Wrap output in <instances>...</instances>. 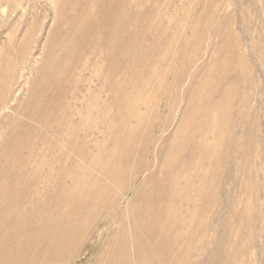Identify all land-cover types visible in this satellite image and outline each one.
I'll return each mask as SVG.
<instances>
[{
  "label": "rangeland",
  "instance_id": "374dc122",
  "mask_svg": "<svg viewBox=\"0 0 264 264\" xmlns=\"http://www.w3.org/2000/svg\"><path fill=\"white\" fill-rule=\"evenodd\" d=\"M0 244L264 264V0H0Z\"/></svg>",
  "mask_w": 264,
  "mask_h": 264
},
{
  "label": "bare ground",
  "instance_id": "6f19581e",
  "mask_svg": "<svg viewBox=\"0 0 264 264\" xmlns=\"http://www.w3.org/2000/svg\"><path fill=\"white\" fill-rule=\"evenodd\" d=\"M177 143H178V140H176V141H174L172 143L173 146H171V149H170V154L172 156V159L171 160H167V162L165 163V166L170 165L173 160L177 159V151L174 148V145H177ZM180 146H181V143H180ZM145 215H148L150 217L151 215H153V213H147ZM11 223L16 228L18 226V217L17 216H13L11 218ZM3 256H7L8 258H11L13 256V251L10 250L8 247H5V246H3V245L0 244V258L2 260H4L3 259Z\"/></svg>",
  "mask_w": 264,
  "mask_h": 264
}]
</instances>
